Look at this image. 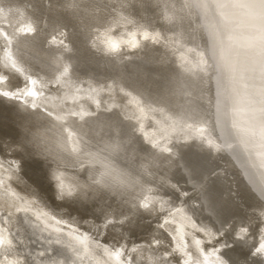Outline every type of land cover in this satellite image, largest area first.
<instances>
[{"label": "bare ground", "instance_id": "6f19581e", "mask_svg": "<svg viewBox=\"0 0 264 264\" xmlns=\"http://www.w3.org/2000/svg\"><path fill=\"white\" fill-rule=\"evenodd\" d=\"M0 264H264V0H0Z\"/></svg>", "mask_w": 264, "mask_h": 264}, {"label": "clouds", "instance_id": "9594fccd", "mask_svg": "<svg viewBox=\"0 0 264 264\" xmlns=\"http://www.w3.org/2000/svg\"><path fill=\"white\" fill-rule=\"evenodd\" d=\"M90 46L94 50H96L97 52L103 54L104 56L110 57L106 51H104V50L98 51L92 45L91 41H90ZM38 119L47 121V124L44 126V128L47 130V138L45 139L39 133L32 132V133H30L31 144L36 148L39 155L44 156V153L48 152L49 150H52V151L55 150V146L60 141V139L64 136V126L59 124L58 121H56V120L43 118L40 114L38 115ZM52 178H53V174H52ZM53 180H54V178H53ZM83 181H84V184L87 185V187L89 189V191H87L86 194H85V189L83 187H81L80 190L77 192L62 193L56 184V187H57L58 192H59L58 198L59 199H64L66 197L72 198V197H75L77 195H80L82 197H87L88 193H90V192L94 193V194H99L101 191H107L108 192L107 189H105L99 185H94V184L89 183L88 178L86 181L85 180H83Z\"/></svg>", "mask_w": 264, "mask_h": 264}]
</instances>
